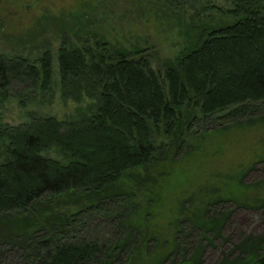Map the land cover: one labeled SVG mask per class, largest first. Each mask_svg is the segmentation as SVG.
Segmentation results:
<instances>
[{"label":"trees","instance_id":"obj_1","mask_svg":"<svg viewBox=\"0 0 264 264\" xmlns=\"http://www.w3.org/2000/svg\"><path fill=\"white\" fill-rule=\"evenodd\" d=\"M110 3L80 0L43 14L46 47L36 57L0 53L1 100L26 106L52 93V37L62 99L87 100L69 118L0 122V264H204L221 248L225 222L244 210L264 220V200L247 206L207 189L193 205L182 202L164 242L137 200L150 177L142 172L183 156L192 136L264 119V0H231L219 9L226 19H193L166 58L147 40L118 38ZM241 234L218 264H252L264 254V234ZM163 246L166 255L150 257Z\"/></svg>","mask_w":264,"mask_h":264},{"label":"rangeland","instance_id":"obj_2","mask_svg":"<svg viewBox=\"0 0 264 264\" xmlns=\"http://www.w3.org/2000/svg\"><path fill=\"white\" fill-rule=\"evenodd\" d=\"M78 1L0 0V53H24L36 57L46 47L41 43L44 36L41 35L43 30L37 26L38 18L46 13L58 14L71 9ZM109 2H112L114 15L108 23L111 28L114 26L115 35L126 43L138 40L144 43L147 40L148 44L156 45L160 58L172 57L182 45L184 37L180 28L200 17L223 19L225 17L219 9L227 10L232 6L231 0H181L182 4L169 7L164 0ZM23 42H27L26 48L19 46ZM50 44L55 54L54 90L51 94H39L26 106L15 98H0V122L17 125L28 121L31 113L64 119L76 115L79 106H86L87 100L78 103L62 99L56 52L59 44L54 37ZM189 143L188 152L177 160L155 166L149 174L142 172V176L150 177L137 191L140 193L137 200L146 203L141 215L144 222L164 242L172 240L175 220L181 216L182 202L190 200L193 205L203 199L207 189L223 190L224 197L231 196L247 206L254 205V200H264V119L194 135ZM128 184L131 185V182ZM74 208L66 206L69 211ZM192 209L195 210V207ZM147 214L149 218H146ZM225 223L224 238L219 240L221 248L207 253L206 264H218L221 251L224 250V255L228 253L243 238L241 232L247 235L264 234V220L256 212L244 210L228 223L230 227ZM166 249L168 247L163 246L157 254L150 256L147 253L146 256L156 255L158 260L166 255ZM12 262L11 259L6 264H15V261Z\"/></svg>","mask_w":264,"mask_h":264},{"label":"water","instance_id":"obj_3","mask_svg":"<svg viewBox=\"0 0 264 264\" xmlns=\"http://www.w3.org/2000/svg\"><path fill=\"white\" fill-rule=\"evenodd\" d=\"M252 264H264V255L254 261Z\"/></svg>","mask_w":264,"mask_h":264},{"label":"flooded vegetation","instance_id":"obj_4","mask_svg":"<svg viewBox=\"0 0 264 264\" xmlns=\"http://www.w3.org/2000/svg\"><path fill=\"white\" fill-rule=\"evenodd\" d=\"M213 250H214V251H217L218 248H214V249H212V251H213ZM212 251H211V252H212ZM212 253H213V252H212ZM262 255H264V254H262ZM262 255H259V256L257 257V259L260 258ZM220 258H221V256H220ZM257 259H256V260H257ZM256 260H255V261H256ZM205 261H206V260H205ZM205 261H204V264H206Z\"/></svg>","mask_w":264,"mask_h":264}]
</instances>
